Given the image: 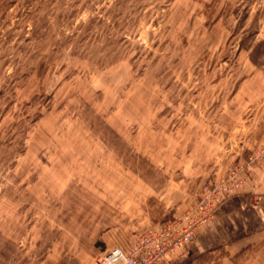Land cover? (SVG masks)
<instances>
[{
	"label": "rangeland",
	"instance_id": "1",
	"mask_svg": "<svg viewBox=\"0 0 264 264\" xmlns=\"http://www.w3.org/2000/svg\"><path fill=\"white\" fill-rule=\"evenodd\" d=\"M228 182L264 203V0H0V264H95Z\"/></svg>",
	"mask_w": 264,
	"mask_h": 264
},
{
	"label": "crops",
	"instance_id": "2",
	"mask_svg": "<svg viewBox=\"0 0 264 264\" xmlns=\"http://www.w3.org/2000/svg\"><path fill=\"white\" fill-rule=\"evenodd\" d=\"M216 248H221L220 264H264V203L251 202L245 194L225 200L214 223L179 249L170 264Z\"/></svg>",
	"mask_w": 264,
	"mask_h": 264
},
{
	"label": "built area",
	"instance_id": "3",
	"mask_svg": "<svg viewBox=\"0 0 264 264\" xmlns=\"http://www.w3.org/2000/svg\"><path fill=\"white\" fill-rule=\"evenodd\" d=\"M237 186L238 183L232 182L224 188L218 184L207 186L196 205L184 215L144 232L129 247L113 246L95 264H170L179 249L191 243L201 229L214 223L218 206L237 192Z\"/></svg>",
	"mask_w": 264,
	"mask_h": 264
}]
</instances>
